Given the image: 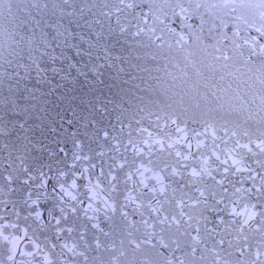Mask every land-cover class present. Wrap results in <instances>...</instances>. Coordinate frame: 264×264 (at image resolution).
<instances>
[{"label":"water","instance_id":"95a60500","mask_svg":"<svg viewBox=\"0 0 264 264\" xmlns=\"http://www.w3.org/2000/svg\"><path fill=\"white\" fill-rule=\"evenodd\" d=\"M181 2L187 6V0ZM194 2L219 4L223 0ZM12 3L15 16L0 15V168L6 159L22 157L26 167L34 172L43 171L55 183L57 177L73 174V164L80 169L87 167L89 161L86 158L89 156H93L97 164L101 159L108 161L111 156H116L119 161V155L111 151V145L103 139L105 132L113 138V143L120 135V140L127 146L126 155L131 158L135 149L148 151L146 141L155 145L156 140L163 139L167 145L171 140L180 139L181 133L173 131L176 125L172 120H177L181 128L185 127L184 122L191 121L188 124L190 137L192 127L200 130L206 122L214 125L218 132L225 124L229 133L242 132L248 127L244 123L245 115L237 116L226 104L223 108L210 107L201 99L200 107H195L196 97H203L209 89L224 95L220 90L229 84L235 88L240 82L237 76L248 79L244 75L247 69L235 59L241 51L246 55L248 46L241 48V38L233 36V33L229 36L235 44L222 50L234 59L223 61L216 59L221 53L216 52L211 43L204 41L208 44L204 47L195 37L190 41V47L181 49L165 33L167 42L162 48H157L155 45L161 42L156 41V36L162 35L160 21L164 18V13L159 10L150 17L146 16L147 23L141 24L143 46H140L130 33H125L116 24V17L108 14L106 5L113 0H12ZM153 3L162 4L163 0H153ZM143 11L147 13L149 10L144 8ZM200 12L207 13L206 18L210 21L224 18L223 9L202 8ZM227 19L230 25L235 23ZM122 23H126L123 18ZM207 27L206 24L205 29ZM153 28L154 33L151 31ZM241 31L247 37L243 24ZM224 64L230 67L224 70L223 81L219 75L214 82L201 75L208 73L210 65L219 69ZM194 114L200 124L192 121ZM253 119H256L255 114ZM237 120L240 127L235 123ZM122 125L124 131L119 134ZM256 127L252 124L253 131ZM129 131L132 133L130 138L127 136ZM235 138H241L243 142L242 136ZM199 139L210 137H196L191 141L194 146ZM157 148L154 147L153 152L166 155L159 153ZM99 152L105 155L100 157ZM20 163L16 160L17 165ZM134 179L139 180V176ZM95 182L93 175L92 183ZM37 191L42 190L34 189ZM19 195H9L5 191L0 193V201L15 200ZM103 195L100 194L101 199ZM32 199H37V196L34 194ZM93 203L100 206L97 201ZM40 204L47 207L49 202L40 198ZM81 207H87V201ZM165 208L168 211L164 214L179 212L178 208L173 210L168 205ZM0 214L14 219L10 204L5 210V205L0 203ZM92 214L89 211V215ZM154 216L150 217L145 212L144 219L149 222L145 225L139 214L130 215V222H125L119 212L111 221H105L103 213H100L101 227L109 232L108 236L100 234L107 248L90 252V260L95 264H164V258L156 255L152 244L170 256L169 252L159 248V241L163 238L169 242L168 237L175 231V226L162 231L166 225L156 223ZM251 223L255 224V221ZM192 224H196L195 219ZM189 231L196 236L191 229ZM244 234L251 246L249 251L254 252L264 244V234L260 232L249 231L247 227L243 234L233 231L227 237L233 241V248L229 251L234 254L228 257L232 264H236L237 259L240 264L249 261L247 254L242 257L236 255ZM184 238L191 242L190 238ZM200 238L208 241L209 252L199 264H215L221 257L211 251L212 242L206 233L201 232ZM68 242L72 243V240ZM137 243L141 245L139 249L135 248ZM223 255L227 256V253ZM39 259L43 264V257Z\"/></svg>","mask_w":264,"mask_h":264},{"label":"snow or ice","instance_id":"6c2138e0","mask_svg":"<svg viewBox=\"0 0 264 264\" xmlns=\"http://www.w3.org/2000/svg\"><path fill=\"white\" fill-rule=\"evenodd\" d=\"M106 7L108 14L116 17V24L125 33H130L140 46H143L141 24H146L145 17L157 10L164 13L160 21L162 35L156 36V41L161 42L155 45L157 48L167 42L165 33L181 49L190 47V41L195 37L204 47L208 46L204 41H208L216 52L221 53L217 60L230 61L234 57L222 49L235 44L229 33L240 37V47L247 45L248 51L246 55L241 51L235 59L247 69L244 75L248 79L237 76L240 82L235 88L229 84L220 90L224 95L209 89L203 97H196L195 107H200L201 99L210 107L223 108L226 104L237 116L245 115L244 123L248 127L242 132L229 133L225 124L218 132L214 125L206 122L200 130L192 127L190 137L188 124L191 121L184 122L185 127L181 128L177 120H172L176 125L173 131L181 133L180 139L171 140L167 145L163 139L156 140L155 145L146 141L148 151L135 149L131 158L126 155L127 146L120 140V135L113 143V138L105 132L103 139L111 145L110 150L119 155V161L116 156H111L108 161L101 159L97 164L94 157L89 156L86 158L89 161L87 167L80 169L73 164V174L59 176L55 183L43 171L34 172L26 167L22 157L6 159L0 168V193L7 191L9 195H20L15 200L0 201L5 210L11 205V217H14L11 219L0 214V264H41V256L43 264H95L89 253L107 248L100 234L109 235L101 227L99 214L103 213L105 221H111L117 212L125 222H130V215L139 214L145 225L149 223L144 219L145 212L150 217L155 214L156 223L166 225L162 231L175 226V231L168 237L169 242L163 238L159 241V248L169 252L170 256L152 244L156 255L164 258V264H199L209 252L208 241L200 238L201 232L206 233L212 242L211 251L221 257L215 264H232L228 257L234 254L229 251L233 248V241L227 237L233 231L243 234L247 227L249 231L264 234V0H223L219 4L187 0V6L181 0H163L162 4H154L153 0H113ZM144 8L149 11L145 13ZM202 8L223 9L224 18L210 21L206 18L207 13L201 14ZM5 13L15 16L12 0H0V15ZM122 18L126 23H122ZM227 18L235 23L230 25ZM241 24L247 37L241 31ZM151 31L154 33L155 29ZM228 67L230 65L224 64L217 69L210 65L208 73L201 75L213 82L219 75L223 81L224 70ZM239 71L237 69V73ZM192 121L200 124L195 114ZM249 121L257 126L254 131ZM235 123L240 127L238 120ZM123 131L122 125L119 134ZM131 135L129 131L127 136L130 138ZM148 136L151 137L152 133L149 132ZM239 136L243 137V142L241 138L234 139ZM196 137L210 139L196 140L194 146L191 141ZM156 146L159 153L166 155L153 152ZM98 155L103 157L105 153L99 152ZM16 160L21 161L20 165ZM93 175L95 184L92 183ZM136 176L139 180L134 179ZM34 189L42 191L34 192ZM34 194L37 199H32ZM40 198L49 202L47 207L40 204ZM85 201L87 207H81ZM94 201L100 206H94ZM165 205L173 210L178 208L179 212L164 214L168 211ZM238 208L242 210L238 211ZM89 211L93 214L89 215ZM194 219L195 225L192 224ZM189 229L196 236H192ZM184 237L190 238L191 242ZM69 239L72 243L68 242ZM242 239L236 255L247 254L249 261L245 264H264V244L253 252L248 250L251 246L246 234ZM140 247L139 243L135 244L136 249ZM236 264H240L239 259Z\"/></svg>","mask_w":264,"mask_h":264}]
</instances>
